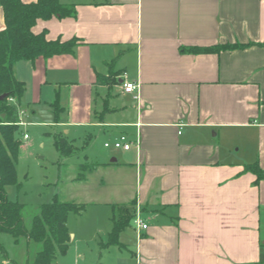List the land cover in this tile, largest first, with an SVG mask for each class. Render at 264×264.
<instances>
[{
    "label": "crops",
    "instance_id": "1",
    "mask_svg": "<svg viewBox=\"0 0 264 264\" xmlns=\"http://www.w3.org/2000/svg\"><path fill=\"white\" fill-rule=\"evenodd\" d=\"M63 1L74 15L38 19L33 30L77 43L16 63L21 102L73 140L103 127L109 141H133L121 160L110 155L117 163L98 156L78 177L130 172L116 180L117 194L131 193L119 214L140 208L149 226L138 231L132 218L120 231V246L134 244L127 264H264V178L243 171L264 169V0ZM237 43L249 45L183 50ZM126 81L137 91L126 93ZM114 115L124 120L108 122Z\"/></svg>",
    "mask_w": 264,
    "mask_h": 264
},
{
    "label": "rangeland",
    "instance_id": "2",
    "mask_svg": "<svg viewBox=\"0 0 264 264\" xmlns=\"http://www.w3.org/2000/svg\"><path fill=\"white\" fill-rule=\"evenodd\" d=\"M97 102L99 107L100 101ZM19 118L24 124L19 126L18 133L22 141L16 161L18 182L8 185L7 193L11 201L23 204L25 226L30 228L34 216L40 213L41 206L58 195L63 201L75 202L84 208L80 212L69 214L67 224L71 242L67 252L57 257L56 264L130 262V250H134V244L128 245L129 249L122 247L123 245L110 244V233L117 227L121 216L118 207L130 205V189L125 191L124 186L122 193L117 194L116 180L119 176L130 175V172H122V168H119L121 170L117 169L113 175L103 171L95 172L92 176L87 174L89 180L86 183L78 179L80 172L84 175L95 166L98 156L108 164H111L110 155L121 160L122 149L105 147L104 143L110 137L103 127L93 132L92 139L81 137L73 140V133L67 132L68 128L55 129L48 124L50 121L45 113L38 111L34 115L23 101L19 105ZM107 120L122 122L124 119L114 115L113 118L107 116ZM25 133L28 138L24 137ZM56 133L71 141L77 147V152L72 156L61 155L54 144ZM122 177L126 181L131 178ZM0 243L6 248L9 257L21 264L28 259L33 260L41 246L40 243L25 238L17 243L11 234L5 232H0ZM0 264L15 263L0 260Z\"/></svg>",
    "mask_w": 264,
    "mask_h": 264
},
{
    "label": "trees",
    "instance_id": "3",
    "mask_svg": "<svg viewBox=\"0 0 264 264\" xmlns=\"http://www.w3.org/2000/svg\"><path fill=\"white\" fill-rule=\"evenodd\" d=\"M0 7L5 20V28L0 30V94L7 95L0 101V232L11 234L17 243L25 238L41 244L34 259H28L24 264H56L57 257L67 252L71 242L68 216L71 212H80L84 206L63 201L55 195L51 202L41 206L40 213L34 216L31 227L27 228L23 217V204L11 201L8 197L7 186L18 182L16 161L22 145L18 136L19 105L25 92V83L15 75V65L21 60L34 61L38 57L48 58L73 52L77 39L50 40L46 30L35 32L33 27L41 18L72 16L75 14V6L63 0H36L28 3L23 0H0ZM247 45L249 44H223L188 47L183 50L194 53L218 52ZM107 82L109 85L118 82L115 72L111 73ZM53 106L57 123L60 107L56 103ZM107 110L108 103H105V109L99 115L100 119H103ZM54 144L63 156H72L77 152V147L60 133H56ZM243 171L255 173L256 182L264 178V169L258 163L246 164ZM81 178L82 175L79 176ZM133 217L129 209L121 213L117 227L110 233V244H119L120 231L129 225ZM10 259L6 248L0 243V260Z\"/></svg>",
    "mask_w": 264,
    "mask_h": 264
},
{
    "label": "built area",
    "instance_id": "4",
    "mask_svg": "<svg viewBox=\"0 0 264 264\" xmlns=\"http://www.w3.org/2000/svg\"><path fill=\"white\" fill-rule=\"evenodd\" d=\"M138 87L139 84L137 82L126 81L123 83V90L126 93H134L137 91ZM19 124H23V122L20 121ZM24 137L28 138V135L25 133ZM104 145L105 147H113L116 149L129 150L133 146V141H131L127 135L123 134L111 142L106 141ZM134 223L138 231L145 230L149 226L148 223L145 221V218L143 217L140 208H138L137 211L135 212Z\"/></svg>",
    "mask_w": 264,
    "mask_h": 264
},
{
    "label": "water",
    "instance_id": "5",
    "mask_svg": "<svg viewBox=\"0 0 264 264\" xmlns=\"http://www.w3.org/2000/svg\"><path fill=\"white\" fill-rule=\"evenodd\" d=\"M7 95L4 93V94H0V101L3 100ZM111 162H117V158L116 157H113L111 159Z\"/></svg>",
    "mask_w": 264,
    "mask_h": 264
}]
</instances>
